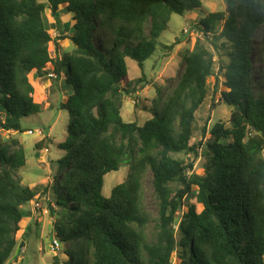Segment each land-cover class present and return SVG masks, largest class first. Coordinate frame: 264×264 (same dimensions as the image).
<instances>
[{"label":"trees","instance_id":"1","mask_svg":"<svg viewBox=\"0 0 264 264\" xmlns=\"http://www.w3.org/2000/svg\"><path fill=\"white\" fill-rule=\"evenodd\" d=\"M226 4L224 12L209 13L192 28L203 38L185 57L176 89L140 126L123 119L122 105L146 76L124 85L126 60L143 69L172 16L201 9V0H0V130L26 133L20 120L41 113L30 75L44 79L51 68L59 77L67 68L75 89L62 105L70 136L59 145L67 151L59 160L62 178L53 180L56 206L68 211V229L56 223L57 237L76 248L52 264H173L174 255L178 264H264V76L254 58L260 33L264 45V0ZM47 9L55 24L47 22ZM63 11L73 25L56 41L51 31L64 28ZM64 40L73 45L68 54ZM205 40L220 53L226 89L220 102L232 112L229 127L218 123L209 133L200 177L193 162L177 156L199 155L196 114L217 66ZM26 163L21 142L0 137V264H12L30 229L23 227L30 215L25 207L38 190L23 184ZM124 165L129 177L104 198L105 178ZM149 171L159 206L152 236L143 210ZM183 206L188 211L181 218Z\"/></svg>","mask_w":264,"mask_h":264},{"label":"rangeland","instance_id":"2","mask_svg":"<svg viewBox=\"0 0 264 264\" xmlns=\"http://www.w3.org/2000/svg\"><path fill=\"white\" fill-rule=\"evenodd\" d=\"M40 3L49 5V0H38ZM202 8L187 13L185 16L174 15L168 25L166 32L157 41V50L155 54L144 63V68L127 59L128 80L137 81L146 76V81L138 87L137 93H131L125 96L122 105L123 119L132 123L135 122L143 126L154 116V111H160L162 105L168 103V99L176 89L180 80V74L185 66V57L193 51L198 39L203 38L201 34L184 31L189 28H195L199 20H203L209 13L224 12L227 8L226 0H201ZM47 22L55 24L50 9L46 10ZM61 23L64 28L53 29L52 36L56 41L62 38L67 27H72V15L66 12L60 13ZM197 21V22H195ZM263 33L256 38V49L254 58L257 67L262 71L264 76V45L262 43ZM208 49L214 54L217 66L215 69L216 78L213 77L208 81L209 94L202 107L196 114L195 138L193 143L198 147V157L181 155L178 158L194 163L193 173L200 177L205 176L206 165L209 152H206L205 145L211 139L210 132L218 123H224L226 127L230 126L231 110L220 102L221 92L226 91L223 85V75L219 71L221 59L219 51L215 49L210 40H205ZM64 54L73 50V45L68 40L60 41ZM57 48L54 44L50 45L53 52ZM223 54V53H222ZM56 54L53 53V56ZM52 75L53 69L50 68ZM68 69L65 68L62 75L57 77L48 76L44 79H38L33 74L30 75L31 83L36 88L35 101L41 104L42 111L37 115L30 116L20 120L22 130L26 133L15 131L0 130V137L4 140L18 139L26 150L27 163L21 170L20 177L23 184L38 190L37 200L31 202L25 207L30 215L23 222L24 228H30L21 244L17 247L12 264H52L55 256L67 259L66 253L74 250L76 246L72 243H63L57 237L56 223L62 229H68V211L56 206L57 184L53 177L62 178L59 160L67 155L66 150L59 149V145L65 144L70 136V116L68 111L62 109L70 95L75 92L71 83L68 82ZM57 76L56 74H54ZM33 78V80H32ZM261 80V76H257ZM264 89V82L261 84ZM206 131V133H204ZM51 140V143L48 139ZM45 141L42 149H37V144ZM130 174V167L124 165L117 173H110L105 178V187L103 190L104 198L111 196L114 187L124 183ZM179 189L180 187H175ZM52 203V205H50ZM51 207L56 210V214H51ZM200 213L203 210L201 205L196 206ZM53 210V212H54ZM143 210L150 218L151 223L148 227V234L153 235L155 231L156 220L159 217V206L154 195L153 174L148 172L144 179V201ZM183 213L188 211L187 207H182ZM181 220V219H180ZM180 220L176 225V238L179 241L181 234L179 232ZM59 244V251H53V244ZM57 249V248H56ZM179 259L173 256V264H178Z\"/></svg>","mask_w":264,"mask_h":264},{"label":"built area","instance_id":"3","mask_svg":"<svg viewBox=\"0 0 264 264\" xmlns=\"http://www.w3.org/2000/svg\"><path fill=\"white\" fill-rule=\"evenodd\" d=\"M190 29H191V28L186 29V30H185V33H186V34L189 33V30H190ZM191 31L196 33L195 30H192V29H191ZM50 77H55V78H56V76H55L54 74H52V75L50 74ZM56 248H57V249H56ZM53 250H54V251H58V250H59V244H58L57 242H54V244H53Z\"/></svg>","mask_w":264,"mask_h":264},{"label":"water","instance_id":"4","mask_svg":"<svg viewBox=\"0 0 264 264\" xmlns=\"http://www.w3.org/2000/svg\"><path fill=\"white\" fill-rule=\"evenodd\" d=\"M51 214L53 215L54 214V212H53V210L51 209ZM24 246V243L22 244V247Z\"/></svg>","mask_w":264,"mask_h":264},{"label":"clouds","instance_id":"5","mask_svg":"<svg viewBox=\"0 0 264 264\" xmlns=\"http://www.w3.org/2000/svg\"><path fill=\"white\" fill-rule=\"evenodd\" d=\"M191 29H192V28H191ZM184 32H185V31H184ZM50 74H51V73H50ZM52 74H55V73H54V71H53V73H52ZM50 78H51V77H50ZM56 79H57V76H56ZM53 251H54V250H53ZM58 251H59V250H58ZM54 252H57V251H54Z\"/></svg>","mask_w":264,"mask_h":264},{"label":"crops","instance_id":"6","mask_svg":"<svg viewBox=\"0 0 264 264\" xmlns=\"http://www.w3.org/2000/svg\"><path fill=\"white\" fill-rule=\"evenodd\" d=\"M25 245V244H24Z\"/></svg>","mask_w":264,"mask_h":264}]
</instances>
